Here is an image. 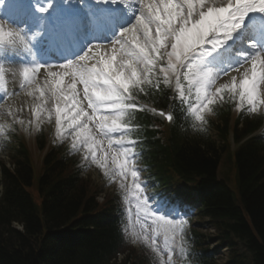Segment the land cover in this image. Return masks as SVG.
<instances>
[{
    "label": "snow or ice",
    "instance_id": "snow-or-ice-1",
    "mask_svg": "<svg viewBox=\"0 0 264 264\" xmlns=\"http://www.w3.org/2000/svg\"><path fill=\"white\" fill-rule=\"evenodd\" d=\"M96 5L104 6L59 8L53 0H18L20 24L24 27L0 22V89L4 90L0 102L25 89L37 101H43L50 93L57 136L66 121V128L72 130L70 147L76 150L79 142L84 159L90 158L109 178L107 156L99 158L98 151L103 149L97 145L106 140L110 150L115 147L123 158L115 174L127 179L130 173L146 216L154 217L152 235L145 230L134 242L162 256L157 236L163 233L167 264H171L170 236L174 242L186 219L179 218L180 209L168 197L156 199L147 195L149 185L141 183V170L134 166L138 141L129 135L134 125L124 117L143 111L135 102L136 93L144 92V85L152 83L157 67L165 85L175 77L173 103L179 104L181 115L191 113L195 121L203 123V111H210L211 105L226 95L238 97V111L246 104L250 112H256L264 105V0H96ZM116 5L128 9L134 21L120 28L106 43L112 46L111 57L98 56L93 48L101 45L93 44L91 38L111 26L112 17L119 11ZM49 50L61 52L66 62L41 63L36 59L37 52ZM72 56L76 58L71 59ZM118 57L120 62L113 66ZM165 57V65H159ZM8 74L13 81L19 78L18 86L8 88ZM38 74H46L43 83L37 80ZM63 74L72 77L70 92L60 87ZM181 77L196 87L195 105L188 96L192 89L185 92ZM77 83L83 86V99L90 114L78 99ZM38 112H44L43 103L31 108L33 118ZM158 114L169 122L175 117L163 110ZM8 115H12L11 110ZM82 116L95 122L100 141L87 134L89 124L81 122ZM16 123L24 125L25 121L14 118L13 125ZM36 128L39 130V124ZM78 128L85 131L83 136L76 131ZM0 134H6L5 126H0ZM130 164L133 166L129 168ZM120 188L125 189L126 185L121 183ZM161 264L165 262L162 260Z\"/></svg>",
    "mask_w": 264,
    "mask_h": 264
},
{
    "label": "trees",
    "instance_id": "trees-1",
    "mask_svg": "<svg viewBox=\"0 0 264 264\" xmlns=\"http://www.w3.org/2000/svg\"><path fill=\"white\" fill-rule=\"evenodd\" d=\"M149 93V103L170 109L175 117L168 131L152 115L130 118L140 132L141 149L150 166L156 163L157 171L165 174L160 179L163 183L172 185L175 178L188 186L187 192H197L201 214L213 229L203 243L192 232L195 251L184 264H217L218 251L223 249L219 257L224 261L219 264H264V146L250 139L234 154L235 195L218 177L220 154L215 142L203 133L189 138L186 127L173 137L175 124L182 118L180 106L168 91ZM228 116L229 112L220 114L216 127L224 142ZM257 124L247 122L239 139ZM15 155L12 170L0 164V264H111L124 248L125 218L96 204L88 186L78 179L77 164H68L62 150L51 149L41 164L36 208L28 193L34 181L32 166L25 152ZM208 242L217 248H203Z\"/></svg>",
    "mask_w": 264,
    "mask_h": 264
},
{
    "label": "rangeland",
    "instance_id": "rangeland-1",
    "mask_svg": "<svg viewBox=\"0 0 264 264\" xmlns=\"http://www.w3.org/2000/svg\"><path fill=\"white\" fill-rule=\"evenodd\" d=\"M52 10H50L51 12ZM161 12H163V7L161 6ZM0 22L1 19H0ZM21 27V26H20ZM168 51H170V46L167 49ZM163 51V49H162ZM166 61V57L164 58ZM162 60V59H161ZM119 61V59H118ZM120 62V61H119ZM160 62V61H159ZM158 62V63H159ZM163 63V62H162ZM38 79V77H37ZM173 80V79H172ZM79 96L83 97L82 92L79 93ZM35 101V106L37 104V100L33 99ZM219 99H217L215 102H218ZM236 105L239 103V99L238 97L234 98ZM86 101V100H84ZM8 101L5 100L4 102H0V126H5V133L6 134H0V159L4 160L5 162H9V158H8V153L11 151L12 147L14 145H16L17 142V135L18 133L16 132V127H18V132H20L22 134V136H24V138L27 140L28 143H30L31 145H34L33 140L34 137L36 135H43L45 138V141L48 142L49 145H51L52 147L54 146H60V147H70L71 141H72V130L66 128V121H63V124L65 125V127L63 128L61 135L58 137L56 134V127H55V112H54V104L50 101V103H44V113L40 114L39 112L37 113V115H41V122H37L35 123L33 120V116L31 112V107L25 106L26 104H19L17 106L14 107H7V103ZM87 102V101H86ZM6 103V104H5ZM242 108H244L245 110L248 109L247 105H242ZM9 110L12 111V115H8ZM88 111H90L88 109ZM248 113L256 115V116H262L264 114V105H261L258 107L256 112H250L249 110H247ZM90 114V113H88ZM70 115H74L73 113H71ZM32 116V117H31ZM16 120H24L25 123L24 125H21L19 123H16L13 125V119ZM40 119V120H41ZM31 121V123H29ZM44 121V123H42ZM82 122H88L89 124V131L87 134H91V135H95L98 134L96 133V124L93 121H86L85 119H83ZM39 124V130H37L36 125ZM13 126L12 128H9L8 126ZM27 129V130H26ZM76 131H80L82 133V136L85 134V131L82 128H78L76 129ZM42 138V136H39ZM70 150L72 152V154H77L78 159H82L85 163V165H88V168L85 170V174L88 175H84V176H90L91 179H93V182L98 185V189L100 191H104V190H108V191H114L115 189L117 190V192L119 191H123L125 192L126 195H131L133 197V199L129 200L128 205L132 206L136 203H138L139 199L137 198V190L135 188V185H133L132 180H129V178L127 177V179H123L121 176L119 178V180L117 178H114L113 175L109 172V177L106 176H102L101 174H96L97 171H99L101 168L97 167L96 164H94L91 159L89 158L88 160L84 159V150L83 148L80 146L79 142L77 145V149L73 150L70 147ZM31 152L33 154V162L34 164H37L39 162V158H40V154H38V152L36 151V149H34V147H31ZM91 168L93 170V172L95 173V176L91 174ZM107 168V166H106ZM218 168V177L223 179V180H228L229 183H231L232 181V168L231 165L229 163V159L228 157H223V159L221 161H219V164L217 165ZM108 169V168H107ZM109 171V169H108ZM116 173V172H115ZM35 179H34V184L32 187H29V195L30 197H32L35 201L36 204H39V199L36 198V190H35V185L38 179V174H35ZM124 183L126 185L125 189H121L120 188V184ZM141 183L142 179H141ZM140 203V202H139ZM132 214V223L134 224L130 229V238L132 240V244L135 247L136 251H138V254L147 256V258L151 261V264H161V261L163 260L165 262V264H167V255H163L164 250H160L162 253V256H157L155 253L151 252L150 249H148L147 247H145L144 245H142L141 243L138 242H134V240L136 239V237L138 235H141L144 233V229L138 227V225L140 224L139 220H144L146 221V219H148L149 221H153L154 217H148L146 216V211H141L139 208L137 210V213L133 212ZM190 223L186 224L184 223L180 229V234L179 236H176L174 238V245L176 246V248H185L184 242L187 239V234L189 233V228H197L200 231H202L203 233L206 232L207 227L200 223L201 221L198 220L195 217V220L193 221H189ZM148 234V233H147ZM149 235V234H148ZM159 242H158V248H159ZM165 249V248H164ZM171 264H178L177 260H172Z\"/></svg>",
    "mask_w": 264,
    "mask_h": 264
},
{
    "label": "bare ground",
    "instance_id": "bare-ground-1",
    "mask_svg": "<svg viewBox=\"0 0 264 264\" xmlns=\"http://www.w3.org/2000/svg\"><path fill=\"white\" fill-rule=\"evenodd\" d=\"M100 56H102V57H106V58H109L110 57V55H109V53L108 54H100ZM46 75V74H45ZM45 79H46V76H45ZM49 79H51V78H49ZM18 96V95H17ZM17 96H14V97H11V99L13 100V101H16L17 100ZM26 104L25 106H30L31 108H33V107H35V101L33 100H30V99H28V98H21V100L18 102V105L19 104ZM31 113V112H30ZM41 114V113H40ZM37 115L35 118H33V120H34V122L35 123H37V122H41L42 120H40L41 119V115ZM32 117V116H31Z\"/></svg>",
    "mask_w": 264,
    "mask_h": 264
}]
</instances>
